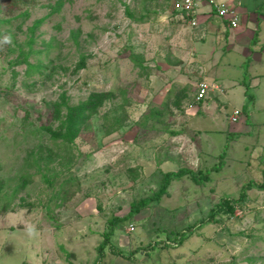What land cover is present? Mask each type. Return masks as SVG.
<instances>
[{"label": "rangeland", "instance_id": "1", "mask_svg": "<svg viewBox=\"0 0 264 264\" xmlns=\"http://www.w3.org/2000/svg\"><path fill=\"white\" fill-rule=\"evenodd\" d=\"M224 1L264 17V0ZM0 21V264H264V190L239 201L264 174V18L255 36L214 15L192 28L170 0H0ZM202 80L223 95L197 103ZM246 89L242 135L228 121ZM104 92L72 143L55 138L54 103ZM180 168L210 179L174 180L130 214ZM224 199L234 215L211 222ZM129 214L102 255L109 221Z\"/></svg>", "mask_w": 264, "mask_h": 264}, {"label": "trees", "instance_id": "2", "mask_svg": "<svg viewBox=\"0 0 264 264\" xmlns=\"http://www.w3.org/2000/svg\"><path fill=\"white\" fill-rule=\"evenodd\" d=\"M27 1L29 0H6V4L10 10H13V8H18L20 6H24L27 4ZM177 14V13H176ZM2 24H6L7 21H0ZM41 21L35 22L33 27L31 28V32L33 33L34 30L40 25ZM0 24V25H1ZM32 41V39L29 41V43ZM33 42V41H32ZM26 64L28 67V75L30 74L32 69H37V67H34L31 65L27 58H23V60L20 61V64ZM40 66V65H38ZM111 96L110 93L104 92V93H92L90 97L77 105H69L64 98V96L61 98L60 102L54 103V118L60 121L59 130L54 132L55 138H60L64 142L72 143L81 130V127L88 123L89 119H91L92 116H94L99 108L102 106V104L109 100V97ZM245 96L247 103L243 107V111L246 113H249V108L254 102V97L249 93V90L246 89ZM218 167H213L211 170H217ZM210 169L206 172L202 171H193L188 168H180L177 171H169L163 174L161 184L159 187V191L155 193L154 196L145 198L140 200L138 203H133L131 206V213H139L142 208L148 206L152 200L159 201L161 197L168 194V188L172 181L178 180L180 178H183L187 176L190 178L194 183L201 184L203 182L209 181L211 171ZM246 188H256L259 190H264V174H263V181L260 183H249L246 187L243 188L241 192V197L239 201L243 200L245 198ZM228 214L234 215L236 207L233 202L230 200L224 199L222 200L221 204L218 206V208L212 209L209 213L208 219L211 220V222L218 223V221L215 220V216L219 211H222ZM130 214L123 218H113L111 219L108 224V231L104 233V241L100 245V251L101 254H104L105 247L110 244V237L113 235L114 231L123 223H125L130 217ZM190 229V228H189ZM187 230V229H186ZM184 232H178L174 236L173 245L176 244H182L185 237L188 238L191 233L183 230ZM114 251L115 250H111ZM224 264H237L235 259H231L229 262Z\"/></svg>", "mask_w": 264, "mask_h": 264}, {"label": "built area", "instance_id": "3", "mask_svg": "<svg viewBox=\"0 0 264 264\" xmlns=\"http://www.w3.org/2000/svg\"><path fill=\"white\" fill-rule=\"evenodd\" d=\"M170 3L173 12L180 15L181 19L192 28L197 27L198 19L203 14L214 15L226 25L227 29L237 28L240 22V13L237 8L224 0H170ZM216 91L223 93L219 85L202 80L197 84L195 101L201 103ZM243 116L241 109H234L229 120L232 124H236L242 120ZM128 230L132 232L135 228L130 225Z\"/></svg>", "mask_w": 264, "mask_h": 264}, {"label": "crops", "instance_id": "4", "mask_svg": "<svg viewBox=\"0 0 264 264\" xmlns=\"http://www.w3.org/2000/svg\"><path fill=\"white\" fill-rule=\"evenodd\" d=\"M258 4L260 5V0H259ZM258 7L259 8L255 12H251L249 7L245 6V5H241L239 7H236L238 12L240 13V22H242V26L245 27L246 31L248 29L250 30L249 27L257 26L255 29V36H258V28H260V25H261L260 22L264 18L263 16L261 17V15H262L261 7L260 6H258ZM210 16L211 15H209V14H203L200 16V18H201V20H204V19L206 20L207 18H210ZM222 25L225 28H227L224 23H222ZM248 32H251V31H248ZM225 42L228 45V47L229 46L232 47L233 45H235V42L231 41L229 38ZM247 53H250V54L252 53V55H253L254 52L252 50H249V52H247ZM254 108H255V100H254L253 104L251 105V107L249 108V113L244 112L243 108H242L243 115L244 114L246 115V119L241 120L239 123H236V124H232L230 121H228L232 132H237V133H240L242 135H246L248 132H250V129L247 127V124L249 122V118L254 113L253 112Z\"/></svg>", "mask_w": 264, "mask_h": 264}]
</instances>
